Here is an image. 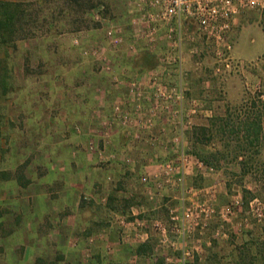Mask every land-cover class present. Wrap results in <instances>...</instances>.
<instances>
[{"label": "rangeland", "instance_id": "374dc122", "mask_svg": "<svg viewBox=\"0 0 264 264\" xmlns=\"http://www.w3.org/2000/svg\"><path fill=\"white\" fill-rule=\"evenodd\" d=\"M0 1L20 3L38 18L47 17L34 36L0 46V173H6L5 178L0 174V264H86L83 255L88 248L92 257L88 264H98L95 251L101 247L86 243L85 223L94 219L90 232L96 235L115 222L108 209L130 212L102 208L103 191L110 194L114 189L120 190L118 198L135 201L143 208L139 217L145 220L144 229L155 245L152 256L142 263L165 264L166 254L169 264L182 263L181 241L163 247L157 230L151 227L152 220L166 221L168 208L178 206L179 189L163 188L150 200L148 185L139 180L140 174H151L166 157H157V161L149 160L152 155L147 157L150 171L139 166L141 162H133V152L123 153L122 160L105 156L112 123L101 127L100 121L106 115L112 120L113 107L125 105L130 76L148 70V75L169 74L165 84H181L184 110L197 109L183 131V148L189 155H196V150L211 153L227 142L230 145L228 156L214 165V174L188 170L185 175V186L195 189L192 199L207 200L204 189L212 186L214 190L213 215L185 240L194 254L185 264H236L243 245L245 251L256 254L254 243L264 239V222L254 218L249 201L256 197L264 202V140L246 145L245 150L234 149L238 143H247L240 132L239 138L215 134L208 143L194 145L191 130L208 124L211 117L224 115L227 107L264 93V7L242 8L219 45L206 41L195 20L183 17L179 46L177 35L169 33L176 20L148 22L142 14L134 13L133 0H92L98 5L88 10L71 9L64 0ZM108 30L120 39L117 45L111 43ZM218 51H227L228 67L217 56ZM144 54L155 60L154 66L134 73V61ZM217 67L219 71H215ZM3 81L10 89L4 91ZM138 84L141 91L150 90L149 82ZM118 89L123 94L119 99ZM260 95L264 99V94ZM142 99L147 105L148 100ZM168 107L163 116L170 126L177 125L180 117L173 110L179 104L171 100ZM160 116L154 117L155 125L160 124ZM182 118L188 120L185 113ZM168 132L159 140L139 139L149 150L159 151L163 145L166 153L160 152L168 159L180 148L170 144ZM131 138L138 143L136 137ZM90 141L93 150L88 147ZM124 171H130L131 176L119 178ZM86 191L91 195L84 194ZM236 199L241 200L239 208ZM81 200L86 203L83 208L78 204ZM54 208L62 210L57 213ZM91 242L96 244L93 239ZM107 254L104 264L112 260Z\"/></svg>", "mask_w": 264, "mask_h": 264}, {"label": "built area", "instance_id": "2783aa9c", "mask_svg": "<svg viewBox=\"0 0 264 264\" xmlns=\"http://www.w3.org/2000/svg\"><path fill=\"white\" fill-rule=\"evenodd\" d=\"M136 7L139 9L140 14L147 18L148 22L157 21V19L165 20L166 23L175 21V26L169 28V33L176 34L175 41L180 46L182 40V27L181 18H191L196 21L199 30L204 35L206 41L215 42L216 44L224 43L229 31L231 30L233 20L241 11L242 8L248 7H264L263 0H136ZM175 27V28H174ZM175 32V33H174ZM108 38L111 43L117 45L120 39L114 36L111 30L107 31ZM223 48V47H222ZM229 49V44L225 46V50ZM224 50V48H223ZM227 51L217 52V56L224 62L226 67L229 66L231 61L226 55ZM226 55V56H225ZM217 67L215 71H219ZM151 78L150 90L148 94L140 90L138 82L129 80V96L126 101V107L122 105H115L112 109V117L120 118L125 127H130L131 124L143 130L146 125L152 123L151 115L160 113L161 110L167 111L168 103L171 100L177 101L179 107L173 110L174 115L180 117V122L175 125L176 128L171 134L170 144L178 145L180 148L175 151V154L168 159H165L160 165L151 172H144L140 174L139 180L148 185L146 188V195L148 199H154L155 195L159 194L163 188L168 187L172 190L180 191L178 198V206L169 207L168 218L166 221L162 219H154L151 222L152 229L157 230L159 234V241L161 245L172 246L174 240H180L178 250L181 252V264H185L186 260L193 258V250L186 247L185 240L187 236L192 234L198 225L204 227L206 220L210 218L214 209L212 201L214 190L212 186L210 189H204V194H207V200L198 202L191 197L194 195L195 189L186 187L184 183L185 175L190 167L199 170L201 174L212 175L216 172L213 165H208L195 155H189L183 148V131L190 126V115L196 113V107H192L188 112L183 108L184 91L181 84L174 87H167L165 83L160 82L158 74L149 75ZM179 75V80L181 79ZM127 87V88H128ZM149 102V108L143 106L142 98ZM148 110V111H146ZM187 115V119H183V114ZM145 116L147 118H145ZM105 123H103V126ZM171 132V133H172ZM106 133V132H105ZM106 138L107 133L102 135ZM106 142V139L104 140ZM104 143V142H103ZM89 149L93 150L94 145L92 141L88 144ZM101 160H105L99 151ZM113 157V155H111ZM124 161H130L125 158ZM152 189L155 191L153 192ZM236 206L241 207V200H235ZM249 209L257 221L264 222V202L258 198H253L249 201ZM140 212H143L140 211ZM228 212V210H226ZM140 213H134L130 209V214L115 215V220L121 228L123 236L129 235L131 230L140 226H146L145 220L138 217ZM147 234L138 232L136 233L137 240H143ZM167 253V252H166ZM170 257L165 256V264H169Z\"/></svg>", "mask_w": 264, "mask_h": 264}, {"label": "trees", "instance_id": "16d2710c", "mask_svg": "<svg viewBox=\"0 0 264 264\" xmlns=\"http://www.w3.org/2000/svg\"><path fill=\"white\" fill-rule=\"evenodd\" d=\"M71 9L79 8L85 10L94 8L98 4L93 3L92 0H64ZM47 17L38 18L32 11L23 8L22 4L10 1H0V46L6 43H14L16 39H27L35 35V29L42 28ZM38 26V27H37ZM264 31V18L261 22ZM134 73L141 71V69L151 68L155 64V60L148 54L140 55L134 61ZM6 73V71H4ZM3 81L4 91L10 89V86ZM264 94V93H260ZM257 94V98H252L250 102H244L236 107H227L222 116H214L210 118L208 124L195 126L191 130L193 134L194 145L208 143L215 134L221 137L239 138L240 132H244V137L247 143L244 145L239 143L235 146L240 150H245L246 145L254 146L261 140H264V99ZM260 95V98H259ZM242 138V137H241ZM229 144L224 143L222 148L217 149L211 153L203 154L196 150V157L204 161L208 165H217L220 160L228 156ZM0 174L6 177V173L2 171ZM116 192L112 190L108 196V207L121 210L122 212L128 209L135 201L128 199H120ZM118 203L115 205L114 203ZM256 247V254L251 255L249 251H245L246 246H242L239 251V260L236 264H264V239L254 243ZM154 239L150 237L147 241L137 243L134 246L138 253L139 260L143 261L152 256L154 247ZM257 262V263H256Z\"/></svg>", "mask_w": 264, "mask_h": 264}, {"label": "crops", "instance_id": "0c3cea01", "mask_svg": "<svg viewBox=\"0 0 264 264\" xmlns=\"http://www.w3.org/2000/svg\"><path fill=\"white\" fill-rule=\"evenodd\" d=\"M135 1L136 0L132 1V3L134 5H135ZM134 13L135 14L140 13L139 9L136 7V5L134 7ZM150 71L151 70H148V72H145L144 74L131 75L129 80H133L135 82H138V81L149 82V80L151 81V78H149L150 76L148 75ZM169 76H170L169 74H165V75L159 76L160 79H158V80L160 82L166 83V82H168L167 78ZM146 89H149V87H146L145 90ZM145 90H143V93L150 95L149 90H147V91H145ZM115 93H117L118 99L123 96V94L120 93L119 89ZM128 100L126 99V101H128ZM142 102H143V106H144V103L146 101L144 102L142 100ZM147 107L149 108L148 102H147V105L145 106V108H147ZM146 111H148V110H146ZM157 114H161V116L159 118V123L160 124L158 123L159 125H155L156 123L153 122L154 120H156L154 117L157 116ZM157 114H154V115L150 116L151 119H152V123L150 125H146L143 130H140L138 127L133 125L134 123L131 124L130 127H125L122 124V122H120V118H117V117H112V120H110L109 115H106V117L102 118L101 121H100L101 123H105V124L108 123V122L112 123V125L109 123L111 125V129H110V137H109V143L110 144L108 145V147H110V148L108 149V154H105V156H109L110 157L111 155H113V156H116V159L122 160L121 156L123 155V153L129 154V153L133 152V156H134V161L133 162L134 163H138V164L141 162V164H139V166H141L144 170H147V169L150 170L149 167H151V165H148V164H150L149 162L150 161H157V160H155V159H157V157L158 158L160 157V159L161 158L163 159L164 157L167 158L166 154H163V153L160 152V151H164L165 152L164 147H162L163 145L160 146L159 151L149 150V149H146L144 147L145 143L140 141L141 138H144V139H146L149 142L152 141V140H159L160 137L161 138L165 137V135H166L165 131H169L167 133L169 135L173 134L172 131L175 130L176 126L175 125L174 126H170L167 123V118L163 116V115L167 114V111L161 110V112L157 113ZM131 135H132V137H136L139 140L138 143H133L132 142L133 139L131 138ZM139 137H140V139H139ZM153 154H154V157H153ZM151 155H152V158L149 159L150 160L149 161L147 159V157H149ZM161 155H162V157H161ZM132 169H131V167L129 168V170H132ZM153 170H154V168H153ZM189 170H194L195 171V168L192 167V169H191V167H190ZM150 171H152V170H150ZM198 171L199 170L196 168V173ZM129 176H131V172L130 171H124L123 175H120L119 178L126 179V177H129ZM114 190H115L116 193L120 192V190H117V189H114ZM70 192L71 191H68V194ZM103 193L104 194H102L100 196L101 200L105 202V204L102 203V204H104V206H102V208L105 207L106 209H108V207H107L108 203L106 202V199H108V196H109L108 194L109 193L108 192L106 193V191H103ZM84 194H90L91 195V192L87 193V191H86V192H84ZM83 198H85V197H83ZM90 201L92 202V199ZM78 204L79 205L81 204L80 205L81 208L86 206L85 205L86 203L83 202V201L78 203ZM128 209H132V211L134 213H141L140 211L143 210L142 207L136 205L135 203L131 204L128 207ZM54 210L57 212V210H62V208L61 209L60 208L59 209L54 208ZM108 213L110 215H125V216L130 214V212H128V214H123V213L120 214V213H118V211L112 210V209L111 210L108 209ZM138 217H139V215H138ZM93 220L94 219H92V218L88 219V221L85 223V226H88V227L86 228V232L84 234L85 235L84 237H85L86 243L88 242L89 246L92 245V246H95V247H97V246L101 247V249L99 251H95V252H97V254L99 253V255L96 256L99 259V261H98L99 263L98 264H104L105 263L104 262V258H105L104 254L105 253L106 254L108 253L107 255L112 257V260L109 261V264H143L142 261H139V256H138V253L135 251L134 246L138 242L141 243V242L147 241L150 238L151 235H150L149 231L144 229L146 226L137 227L136 229L131 230L129 235L123 236L121 228L118 226L117 221L115 220L114 224L113 223L107 224V228H105L104 231H101L103 229H101L100 232L96 231V232H99V233H97L95 235V234L90 232V230L92 229V225L94 224ZM105 221L107 222L108 219H106ZM138 232L139 233L140 232L146 233L147 235L145 237H147V238H145L143 240H140V241L137 240L136 233H138ZM93 236H95V237H93ZM92 239L96 241L95 245L92 244V242H91ZM97 241H100V242H97ZM86 250H87L86 251L87 253L85 255V252H84L83 260H84L85 263L87 262L86 264H88L89 262L92 261V257H91V253H89L90 248H88ZM58 256H59V258L62 259L61 253H59Z\"/></svg>", "mask_w": 264, "mask_h": 264}]
</instances>
